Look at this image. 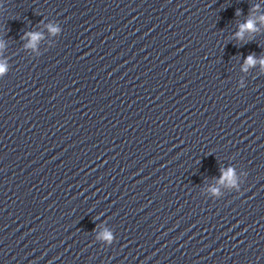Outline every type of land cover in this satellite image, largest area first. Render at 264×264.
Segmentation results:
<instances>
[{
    "label": "clouds",
    "instance_id": "obj_1",
    "mask_svg": "<svg viewBox=\"0 0 264 264\" xmlns=\"http://www.w3.org/2000/svg\"><path fill=\"white\" fill-rule=\"evenodd\" d=\"M252 30L254 29V23L252 21H248L245 25H241V33H237V35H242V32L244 30ZM51 31L53 32H56L58 31V29L56 28H52ZM38 38V36L36 34H33L32 35V39L33 41H35L36 39ZM256 58L252 55H249L248 57H246V63L250 66H254L255 63H256ZM262 64H264V58H261V61H260ZM246 70V69H245ZM5 71V66L4 65H0V73L4 72ZM230 181V183L232 184H235L236 181H235V178H234V175H233V170L232 169H229L225 174H224ZM213 191L215 192V189H213ZM104 239L106 241H108L109 243H111L112 241V236L110 233L108 232H105L104 233Z\"/></svg>",
    "mask_w": 264,
    "mask_h": 264
}]
</instances>
